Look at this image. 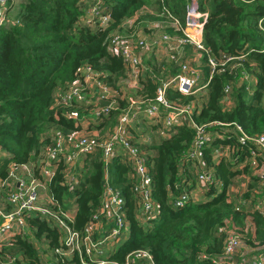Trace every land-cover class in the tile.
I'll list each match as a JSON object with an SVG mask.
<instances>
[{
	"label": "trees",
	"instance_id": "16d2710c",
	"mask_svg": "<svg viewBox=\"0 0 264 264\" xmlns=\"http://www.w3.org/2000/svg\"><path fill=\"white\" fill-rule=\"evenodd\" d=\"M189 2L23 0L19 5L16 24L0 26V154L9 156H0V179L7 178V167L14 169V173H21L19 177L23 179L28 176V171L22 167H36L38 158L35 156L43 144L39 141L47 139L41 134L49 133V128L42 127L44 124L50 123L63 131L73 130L72 123L62 118V110L54 108L50 111L49 106L53 95L67 89L81 66L105 73L103 82L118 93L125 71L119 58L105 52L112 32L121 33L125 29L130 33L123 22L130 19L135 11L148 8H152L157 15L166 11L182 22L184 8ZM195 2L200 10L208 11L202 42L209 56L218 64L225 57L244 56L245 59L234 68L232 66L238 62L216 66L208 82H205L206 79L203 81L206 84L205 97L192 122L205 126V131L211 128V123L218 122L237 125L248 137L264 136V0ZM85 8H105L109 12V26L101 30L97 26L82 25L79 20ZM165 32L171 34V29L167 28ZM204 56L202 64L206 61ZM202 68L201 75L207 76L208 69L205 66ZM244 77L254 79L253 91L249 96L246 86L240 84ZM144 92L153 96L154 87L148 81L144 83ZM171 97L174 100L179 98L176 94ZM225 97L232 102L229 110L221 104ZM181 99L182 104L192 102L191 98ZM118 103L120 109L125 107V102ZM113 116L114 113L110 112L108 118ZM218 130L222 131L217 127L210 129L211 132ZM192 136L188 129L179 128L168 139L152 142L153 138L141 145L143 151L151 152L150 156L145 157V163L151 176V199L158 209V217L145 221V229L139 226L134 217V200L129 192L132 180L128 177V169L116 158L112 160L107 170L108 179L124 199L128 236L121 247L110 254V259L120 263L128 253L144 250L152 264H217L222 247V235L218 229L229 217L241 226L245 214L234 211L226 203L224 191L215 195L208 193L211 198L203 203L181 209L171 207L170 202L181 190L177 164ZM221 144H228L240 151L242 155L235 157L238 161L247 155L246 150L240 149L233 138L224 141L214 139L205 150L207 164L211 165L208 153L221 147ZM212 167L221 186H227L232 177L229 166L220 160ZM242 171L246 172L252 184H257L258 180L246 168L235 169L236 173ZM75 174L77 183L72 192H67L58 174L48 184V191L52 200L59 204L71 193L76 212L70 226L78 231L99 204L102 179L99 152L87 156ZM3 185L0 191L11 188L8 184ZM256 192L257 188H254L252 195L261 199ZM244 197L248 198L249 195ZM250 215L254 224L253 240L258 245H264V220L256 211ZM26 224L33 230V236L37 239L42 236L48 242L50 250L57 246L62 237V231L51 220L46 221L38 214L26 217ZM20 237L15 236L10 245L0 247V261L5 256L12 258L14 264H31L36 259L31 242L27 237ZM67 262L78 264L76 258Z\"/></svg>",
	"mask_w": 264,
	"mask_h": 264
},
{
	"label": "built area",
	"instance_id": "2783aa9c",
	"mask_svg": "<svg viewBox=\"0 0 264 264\" xmlns=\"http://www.w3.org/2000/svg\"><path fill=\"white\" fill-rule=\"evenodd\" d=\"M11 6L10 0H0V26L8 22ZM135 17L133 15L131 18L135 19ZM157 17L161 21L155 24L150 23L148 29L161 30L157 39L137 37L133 40L130 33L122 35L112 32L105 47L107 55L120 59L125 71L122 83L129 84L132 86L131 89H136L132 95L127 94L123 98L119 92L114 93L113 89L103 82L105 73L95 71L89 66H81L76 78L67 89L53 95L51 108L62 110L63 118L73 125L71 130L73 133L63 138L40 140L43 144L37 153L38 161L36 162V166L40 167L37 169L35 165L22 167L28 171L26 180L21 177L13 188L4 190L0 197V247L10 245L15 236L20 237L23 234L21 229L26 224V217L38 214L46 221L51 220L64 234L57 246L51 250L55 264H68L67 261L73 257L78 264H138L144 260L152 264L148 253L144 250L128 253L120 263L110 260L105 255L107 251H113L123 234L122 229L128 226L125 218L126 209L123 208L124 199L120 191L110 185L108 179L107 170L113 159L116 158L128 169V177L132 180L129 192L134 205L141 206L143 220H152L158 216L157 206L151 199V176L145 163V157L151 154L140 148L146 139L138 141L128 129L130 124L135 122L134 119L141 114L146 118L142 117L141 120L151 122L154 133L162 139L170 138L175 133L172 131L173 128H185L192 132V140L178 162L177 176H182L179 178L181 190L175 200L170 202L174 209L187 206L190 199L194 197L187 180L188 168L194 172L195 187L198 190H207L213 187L214 183L220 184L212 167L213 164H217L215 156L224 160L228 166L230 164L234 170L246 168L250 175L258 180L257 186L260 184L261 199L264 200V136L248 137L234 124L220 125L226 128L213 132L210 131L212 127H219L211 124V128L205 131L203 129L205 126H197L192 122V117L199 110L197 104L199 99L196 93L206 86L202 83L200 87H197L200 81H204L201 68L205 66L208 69L209 74L205 80L208 82L216 66H223L232 61L238 62L232 66L234 68L239 66L245 57H225L218 64L209 56L202 42L203 26L208 14L200 11L193 0L184 8L182 22L166 11ZM95 18H98L101 23L107 21V17L103 16L97 8H92L83 15L85 24L88 26L95 23L93 22ZM123 25L126 26L127 23ZM167 28L171 29V34L165 32ZM185 46L191 47L194 52L190 60L183 61L177 66L176 59ZM152 51L155 52L151 55L153 61L148 62L149 65L143 68L142 58L144 61L149 60L148 55ZM203 56L206 61L201 64L199 60L203 61ZM163 59L165 63L176 64L177 73L153 76L154 68H162ZM143 72L150 74L152 78L148 80L154 87L151 97L137 94L141 88L137 83ZM173 94L179 96L175 101L171 97ZM181 98H191L192 102L182 104ZM95 99L108 102L107 107L99 109L94 102ZM119 100L125 101L123 109L119 107ZM221 104L225 108L230 107V101L226 97L222 99ZM79 109L91 115L95 119V124L107 118L109 112H116V116L105 135L98 136V132L95 135H85L77 129L79 122L84 120L83 116L78 114ZM230 138L235 140V144H238L240 149L246 150V157L238 161L235 157L242 155L240 151L238 152L228 144H221V147L211 150L209 154L211 165L206 164L203 154L208 148V143L214 139ZM60 146L71 149L64 159H60L62 154ZM96 152H99L102 164L99 204L87 222L77 231L70 226L73 216L64 213L49 195L44 196L40 190H47L46 183L58 174L63 185L71 191L77 183L76 174L72 172L74 161L77 157L91 156ZM40 156L49 161L40 160ZM184 167L185 171L182 170ZM181 171L185 173V177ZM3 187V183L0 182V189ZM256 193L261 196L258 190ZM44 200L48 202L49 207L41 205ZM234 211L238 212V209ZM242 211L245 216L241 226L236 225L232 218H229L228 221H223L218 229L222 235V247L217 264H264V245H258L253 240L254 224L250 215L253 210ZM254 211L259 213L256 209ZM134 217L137 218V216ZM246 235L247 238H244ZM0 264H14V261L5 256Z\"/></svg>",
	"mask_w": 264,
	"mask_h": 264
},
{
	"label": "crops",
	"instance_id": "0c3cea01",
	"mask_svg": "<svg viewBox=\"0 0 264 264\" xmlns=\"http://www.w3.org/2000/svg\"><path fill=\"white\" fill-rule=\"evenodd\" d=\"M148 9L150 11L147 9L135 11V13L133 15H135L137 17V20H135L136 17H135V19L130 18V19L125 20L123 23H127L126 26L129 27L128 31L131 29H136V27L139 26V28H137V35H139V34L145 35L146 38L155 40L160 36L161 30H155V29L154 30H148L150 27L149 24L150 23L155 24V23L159 22L160 18L155 16L157 13L155 11H153L152 8H148ZM148 11L150 13H153L154 15H148L147 14V13H149ZM205 11L207 12V10H205ZM142 29H145V31H146L145 34L142 33V31H141ZM125 31L126 30L124 29L121 33L123 35H126L128 32H125ZM149 33H154L155 35H150ZM193 52L194 51L191 47H188V46L183 47L182 50L180 51L177 59H176L177 66L179 65V63H181L183 61L190 60ZM150 53L148 55L149 60L144 61L142 58L143 68L149 65L148 62L153 61V58L151 57ZM186 54H189V55H186ZM199 62L202 64V60H199ZM154 69L160 71L159 74L157 75L153 70V72H154L153 76H155V77H158L161 74H175L178 71V69L176 68V64L165 63V59H163L162 68H154ZM202 69L203 68H201V70ZM149 78H151L150 74L147 75L145 72H143L142 75L140 76L139 80H138L137 85H141V84L146 83L149 80ZM205 79H206V75L203 76V80H205ZM252 83L254 84V79H253ZM131 88H132V86H130L129 84L127 85V84L120 83V85L118 86V92L121 94V96L123 98H125L127 96V93L132 95L135 92L136 89H131ZM199 91H200L199 92V97H200L199 102L201 104L204 100V97H205V89H201ZM197 104H198V107L200 108L201 105L199 103H197ZM231 107H232V102L230 101V107L227 108L226 110H229ZM79 113H80L79 116H83L84 120L79 122V126L77 129L80 130V132L85 134V135L97 134L98 131L95 128V119L92 118L91 115H89L87 112L79 111ZM90 123H93V124H90ZM135 123H136V121L132 122L128 129H129V131H131V134L134 136V138H136L138 141L139 140L143 141L144 138H140L139 126L136 128H134L132 126V124H135ZM149 132L153 133L151 131H149ZM151 135H150V138H151ZM153 138H155L154 133H153L152 139ZM156 141H159V139L152 140V142H156ZM149 153L151 154V152H149ZM204 154H205V151H204ZM35 157H37V155ZM77 166H79V169H80L81 164H79V165L76 164L74 166V169H78ZM13 171H15V170L11 169L10 167H7V170H6L7 178L4 180L0 179V182L3 184H8L7 185L8 187L11 184L15 185L17 180L20 178L19 176L21 175V173H19V174L14 173ZM181 172L183 174V171H181ZM192 173H193V171L190 168H188L187 169V176H188L187 180H188L189 184L191 185V188H192L191 193L193 194L194 197H192L190 199V201L187 203V206L206 202L211 198V196H209V195H211L212 193H214V195H215V193L218 194L220 192V190L216 189L217 187H215V185L212 188L207 189L205 191L198 190L197 187H195V178L192 176ZM181 177L182 176H178V178H181ZM247 177L248 176L246 175V172L242 171V172L238 173L237 176H232L228 185L226 186V190H227V187L229 186L228 191H226V194H227V192H229L228 196L233 202L238 201V204L242 203V205L245 203V205L247 206V209L245 210L243 207H241L245 212L248 211L250 206H251L250 211H252L253 206H255V204H258L257 203L258 201H260V202L262 201V199H256V197H254L252 195V192H253L254 188L257 187V184L255 187H253L252 182H250V180L248 181ZM219 185H221V183ZM40 191L44 196L50 195L48 189L43 190V191L40 190ZM208 193H209V195H208ZM69 194L70 195L65 200H63L64 201L63 203H61V204L58 203V204H59L60 209L64 213H66L67 215H73L74 216L75 212H76V205H75L73 196L71 195V193H69ZM246 194L249 195L248 198H250V201L246 200L247 199L246 197H244L246 199L242 198V196L246 195ZM1 195H3V191H0V196ZM252 200H254V203H252ZM44 202H45V200H44ZM68 206H69V208H68ZM260 215L262 216V218L264 220V214L260 213ZM134 216H137L136 222L139 224V226L142 225V228L145 229L147 222H145L143 220V218H144L143 214L142 213H134ZM155 219L156 218H153V220H155ZM142 220H143V222H142ZM32 232H33V230L30 229L27 224H25L21 229V233H23L21 235V237H27L28 238L27 240L29 242H31L32 246L35 248L36 259L31 264H55V260L53 259V256H52L51 260L48 259L49 256L52 255L51 250L49 249L50 247L48 246V242H46L42 236L39 239H37L35 236H33ZM61 236L63 237L64 234L61 233ZM126 238H124L122 243L125 241ZM122 243H121V245H122ZM120 247L121 246L116 247L115 251ZM110 253H111L110 251L106 252L107 255H109ZM68 261H70V260H68ZM143 263L148 264V262L146 260H144ZM139 264H141V262Z\"/></svg>",
	"mask_w": 264,
	"mask_h": 264
},
{
	"label": "rangeland",
	"instance_id": "374dc122",
	"mask_svg": "<svg viewBox=\"0 0 264 264\" xmlns=\"http://www.w3.org/2000/svg\"><path fill=\"white\" fill-rule=\"evenodd\" d=\"M22 1H23V0H10L12 6L10 7V10H9V14H8V15H9V19H8V22L16 21L17 13L19 12V5H20V3H21ZM187 5H188V4H187ZM148 12H149V11H148ZM207 12H208V11H207ZM258 21H259V20H258ZM79 22L82 23V25L86 26V24H84L85 21H84V19H83L82 17L80 18ZM7 24L12 26L11 23H7ZM256 24H258V23L256 22ZM257 27H258V26H257ZM137 28H139V26L136 27V29H131V30L129 31V32H130V36H131V38H132L133 40H135L137 37H145V35H141V34L137 35ZM141 31H142V33H144V34H145V32H146L145 29H142ZM117 33H118V32H117ZM119 34H122V33H119ZM149 34H150V35H155L154 33H149ZM122 35H123V34H122ZM153 53H155V52L152 51V52L150 53V55H152ZM186 55H189V54H186ZM252 81H253V78H252V77H248V78H246V79H244V80H242V81L240 82V84H244V85L246 86V92H247V95H248V96L251 95V93H252V91H253V86H254V84L252 83ZM202 83H203V81H200V82L198 83L197 87H200V86L202 85ZM199 92H200V91H197L196 95H197L198 99L200 100V98H199ZM143 96H145V95H143ZM199 100H198V103H199ZM173 101H175V100H173ZM199 104H200V103H199ZM179 108H180V106H179ZM49 110L52 111L51 106H49ZM62 114H63V112H62ZM142 117H143L144 119H146L145 116H144L143 114H141L140 116H137V117L134 119V121H136V123H135V124H132V126H133L134 128H136V127L139 126V130H140V131H139L140 138L148 139V138H150V135H151V133L149 132L150 129H151V126H149V125H153V124H152L151 122H149V121L143 122V121L141 120ZM110 123H111V118H109L108 120H105V121L101 122L99 125H98V124H95V128H96L97 131H98V136H103V135H105V134L107 133V131L110 129V128H109V127H110ZM211 124H215V125H217L221 130H224V128H226V127H224V126H220V125H227V124H224V123H218V122H216V123H211ZM42 127H44V128H46V127L49 128V129H47V130H49V133L45 134V133L42 132V134H41L42 137L46 136L47 140H50L51 138L56 139L57 137H62V138H63L65 135H67V134H72V133H73L71 130L63 131V130H61V129H58L56 126H53V125L50 124V123L44 124ZM179 128H180V127H179ZM177 130H178V128H173L172 131H177ZM59 149L62 151V154H61V156H60V159H64V158L68 155V153L71 152V149H70V148H65V147H63V146H60ZM0 156H1V157L9 158V156H7L5 153L0 154ZM86 158H87V156H80V157H77L76 160H75L74 162H75V164L78 162L77 164H78V165L81 164V166H82V162H83ZM39 159H40V160H43L44 162H45V161H49V159L44 158V157H42V156H40ZM214 159H215V163H218V162L220 161V159H219L217 156H215ZM40 165H42V164H40ZM189 165H190V164H189ZM38 167H40V166L37 165L36 168H38ZM190 167H191V165H190ZM77 168H78L77 170L74 169V171H72V170H71V171H72V172H78V170H79V166H77ZM80 168H81V167H80ZM6 169H7V168H6ZM229 169L232 171V176H237V175H238V173H236L235 170L232 169V167H231L230 165H229ZM3 170H4V169H3ZM182 170L185 171V167L182 168ZM183 176L185 177V173H183ZM24 179L26 180V178H24ZM247 179H248V181H249V180L251 181V179H250L249 177H247ZM214 185H215V187H217V188H216L217 190H220L219 193H221L222 191H224L225 196H226V203H229V204L233 207L234 210H235V209H238V212H239V211H242L243 209H242L241 207H243L244 209H247V206L245 205V203H244L243 205H241V203L238 204V201L233 202V201L229 198V196H228V193H229V192H227V194H226V191H228V187H229V186L227 187V190H226V186H225V187H221V185H219L218 183H214ZM252 185H253V187H255V186H256V183L253 182ZM10 186L12 187L13 185L11 184ZM256 188H257V190L260 192L261 197H262L261 186H260V184H258V186H257ZM10 189H11V188H10ZM223 189H224V190H223ZM263 189H264V188H263ZM203 191H205V190H203ZM214 192H215V191H214ZM219 193H218V194H219ZM213 194H214V193H213ZM215 194H216V193H215ZM1 196H2V195H1ZM227 196H228V197H227ZM244 196H245V195H243L242 198H243V199H246V198H244ZM66 198H67V196L65 197V199H66ZM209 200H210V199H209ZM246 200L250 201V198H247ZM257 203H258V204L255 205L254 209H256L257 211H259V212H261V213L264 214V200H263V198H262V201H261V202L258 201ZM41 205H43V206H45V207H49L48 202H46V201H45L44 203L42 202ZM68 208H69V206H68ZM133 209H134L137 213H142V212H141V206L134 205V206H133ZM250 209H251V206L249 207L248 211H250ZM254 209H253V211H254ZM229 218H230V217H229ZM229 218L225 219L224 221H228ZM242 220H244V218H243ZM122 232H123V235H121V238L117 241L115 247L121 246L122 241H123L124 238H126L127 235H128V228H123V229H122ZM244 238H247V235H246ZM126 239H127V238H126ZM126 239H125V241H126ZM105 255H107V254L105 253ZM48 259L51 260V259H52V255H50ZM53 259H54V258H53ZM141 264H144V263L141 262Z\"/></svg>",
	"mask_w": 264,
	"mask_h": 264
},
{
	"label": "clouds",
	"instance_id": "9594fccd",
	"mask_svg": "<svg viewBox=\"0 0 264 264\" xmlns=\"http://www.w3.org/2000/svg\"><path fill=\"white\" fill-rule=\"evenodd\" d=\"M191 1V0H190ZM194 2H195V0H193ZM199 8V7H198ZM92 8H85L84 9V14H85V12L86 11H90ZM100 12H101V14L103 15V16H106L107 17V21H106V23H101V21L97 18H95L94 19V21L93 22H95L93 25H89V27H93V26H97L99 29H101V30H105L108 26H109V23H110V20H109V18H108V14H109V12L107 11V10H105V8H97ZM199 10H200V8H199ZM200 11H204V10H200ZM206 12V11H205ZM148 15H154L153 13H147ZM207 14H208V12H207ZM159 15V14H158ZM157 14L155 15L156 17L158 16ZM83 18V17H82ZM8 19H9V17H8ZM7 23H11V24H16V21H13V22H7ZM85 24V23H84ZM86 26H88L87 24H86ZM114 57V56H113ZM105 76H106V74H105ZM124 79V78H123ZM123 81V80H122ZM122 81H121V83H122ZM120 85V84H119ZM139 87H141L140 88V90L139 91H137V94H140L141 96H143V95H146V96H148L145 92H144V84H141V85H138ZM113 92L114 93H117L116 91H114L113 90ZM148 97H151V96H148ZM100 101V100H99ZM120 101H122V102H125L124 100H119L118 102H120ZM94 102H95V100H94ZM100 102H106V101H103V100H101ZM96 103V102H95ZM97 104V103H96ZM98 105V104H97ZM98 108H99V105L97 106ZM102 108H104V107H102ZM102 108H100V109H102ZM76 110V112H77V110H78V108L77 109H75ZM80 111H81V109H79ZM82 112H86V111H82ZM110 113V112H109ZM111 113H114V116L111 118V125H110V127L112 126V124H113V120H114V118H115V116H116V112H111ZM78 114H80L79 112H78ZM108 117H109V114H108ZM107 117V120L109 119ZM62 118H63V116H62ZM64 119V118H63ZM105 119L106 118H104L101 122H103V121H105ZM66 120V119H65ZM101 122H99V123H97L98 125L101 123ZM73 126V125H72ZM149 126H151V125H149ZM109 127V128H110ZM179 129V128H178ZM150 131L151 132H153L154 133V128L153 127H151V129H150ZM176 132V131H175ZM153 133H151L152 135H151V138H148V139H146V142L145 143H148L151 139H152V137H153ZM155 134V133H154ZM155 139H159V140H164V139H162L161 137H159L157 134H155ZM219 141H224V140H219ZM40 142V141H39ZM40 143H42V142H40ZM41 147V146H40ZM209 148V147H208ZM208 148H206L205 150H208ZM40 150V149H39ZM39 152V151H38ZM208 154H210V152L208 153ZM204 155L205 154H203V158H204ZM204 161L206 162V160L204 159ZM179 162V161H178ZM209 163H211V161H210V157H209ZM207 164V163H206ZM76 165V164H75ZM74 165V166H75ZM208 165H210V164H208ZM213 165H215V164H213ZM177 171H178V164H177ZM192 176L194 177V172L192 173ZM178 177V176H177ZM102 180V179H101ZM51 182V181H50ZM49 182V183H50ZM49 183H46L47 184V189H48V184ZM65 186V185H64ZM210 188H212V187H210ZM210 188H208V189H210ZM67 192H72V190L71 191H69L68 189H67ZM51 198H52V196L51 195H49ZM154 201V200H153ZM155 202V201H154ZM57 203V202H56ZM57 205L59 206V204L57 203ZM172 207V206H171ZM173 208V207H172ZM174 209V208H173ZM125 213H126V211H125ZM259 214H260V212H259ZM71 216H73V215H71ZM74 217V216H73ZM158 217V216H157ZM156 217V218H157ZM136 220V219H135ZM153 220V219H152ZM152 220H150V221H152ZM127 228H128V226H127ZM123 235V234H122ZM123 244V243H122ZM115 246H114V249H113V251L112 252H114L115 251ZM136 251V250H135ZM111 252V253H112ZM110 253V254H111ZM110 254L109 255H107V257L110 259ZM126 256V255H125ZM74 258V257H73ZM125 258V257H124ZM110 260H112V259H110ZM124 260V259H123ZM113 261H115V260H113ZM141 262H143V261H141ZM139 264V263H138Z\"/></svg>",
	"mask_w": 264,
	"mask_h": 264
},
{
	"label": "water",
	"instance_id": "95a60500",
	"mask_svg": "<svg viewBox=\"0 0 264 264\" xmlns=\"http://www.w3.org/2000/svg\"><path fill=\"white\" fill-rule=\"evenodd\" d=\"M95 102L99 105V109L102 107H107L108 102H100L98 99H95Z\"/></svg>",
	"mask_w": 264,
	"mask_h": 264
}]
</instances>
